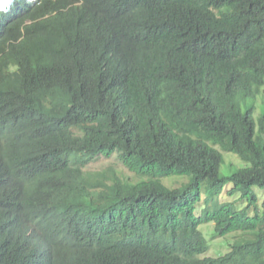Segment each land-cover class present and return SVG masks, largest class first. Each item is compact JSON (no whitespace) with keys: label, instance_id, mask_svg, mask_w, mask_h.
<instances>
[{"label":"trees","instance_id":"obj_1","mask_svg":"<svg viewBox=\"0 0 264 264\" xmlns=\"http://www.w3.org/2000/svg\"><path fill=\"white\" fill-rule=\"evenodd\" d=\"M113 156L140 180L88 170ZM256 190L264 0L0 5V264H264ZM208 223L240 234L220 257Z\"/></svg>","mask_w":264,"mask_h":264},{"label":"rangeland","instance_id":"obj_2","mask_svg":"<svg viewBox=\"0 0 264 264\" xmlns=\"http://www.w3.org/2000/svg\"><path fill=\"white\" fill-rule=\"evenodd\" d=\"M219 149L218 147H216ZM225 156L229 157L231 156L233 161L235 162L236 168H245L248 166V164L242 162L238 157L231 153H227ZM224 156V157H225ZM112 166L114 169L120 173L121 177L124 179H129L130 181L137 182L140 179L134 177L130 172H128L126 169L122 167V165L118 162L117 157L113 156L110 159L102 158L95 163H91L87 166L88 170L94 171V170H101L106 167ZM231 169L226 164H222L220 167V172L223 175L229 174ZM186 181L185 177H172L163 179L161 186L159 187L161 190L164 188H178L183 185V183ZM232 188L231 184H227L224 187L223 193L219 196V199L221 203H234L235 207L237 208V211H241L245 207V202L239 201L238 194L229 196L227 195V192ZM259 196V205L261 204L262 197L264 196V193L256 190ZM202 198H205L203 196ZM204 208V203L201 201L195 206V215L199 216L201 213V210ZM245 214L252 215V211H246ZM213 223H208L204 225H200L198 229L202 232L204 237L206 238L208 242V250L203 255L200 256V258H216L220 257L224 254H226L229 251V244L234 241L236 238L240 236V234H229L225 238H216L213 235Z\"/></svg>","mask_w":264,"mask_h":264},{"label":"snow or ice","instance_id":"obj_3","mask_svg":"<svg viewBox=\"0 0 264 264\" xmlns=\"http://www.w3.org/2000/svg\"><path fill=\"white\" fill-rule=\"evenodd\" d=\"M5 2H6V0H0V5H2Z\"/></svg>","mask_w":264,"mask_h":264}]
</instances>
